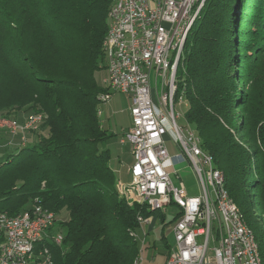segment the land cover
<instances>
[{"label": "trees", "instance_id": "1", "mask_svg": "<svg viewBox=\"0 0 264 264\" xmlns=\"http://www.w3.org/2000/svg\"><path fill=\"white\" fill-rule=\"evenodd\" d=\"M113 2L0 0V117L19 124L43 117L29 145L0 161V213H27L37 201L59 217L63 248L45 243L53 264H132L139 247L130 234L144 226L138 218L157 214L161 229L180 218L178 213L166 223L141 201L126 203L131 157L124 154L122 163L101 149L113 136L98 117L105 93L102 47ZM263 68L264 0H205L183 44L176 95L185 100L183 124L195 130L224 173L262 264ZM234 77L245 91L237 119L231 110ZM164 246L157 255L166 260L170 248Z\"/></svg>", "mask_w": 264, "mask_h": 264}, {"label": "built area", "instance_id": "2", "mask_svg": "<svg viewBox=\"0 0 264 264\" xmlns=\"http://www.w3.org/2000/svg\"><path fill=\"white\" fill-rule=\"evenodd\" d=\"M188 2L120 0L119 14H115L112 38L113 44H120L119 58L108 61V76L102 78V87L106 102L114 93L127 95L131 102V127L119 140L120 145L130 147V184L125 186V200L129 203L130 197H139L146 209L160 206L162 212L167 209L163 201H171V197L185 201V208L177 209V214L188 210V220L178 219L172 224L175 254L173 261L164 264H253L244 249L243 237L229 219L225 200L220 198L225 226H217V218L211 213L210 184H215L214 175L205 174L194 140L178 124L181 115L169 111L174 76L173 69L162 71V62L174 45ZM160 105L168 106V115L160 114ZM42 121V115L21 124L0 120V125H8V132L3 133L7 145L25 148L28 137L39 130ZM168 134L179 150L173 157L163 142ZM180 167L192 171L198 196H189L182 181L177 187L173 185L170 174L177 175ZM45 212L47 209L34 201L28 213H0V264H41L43 257L32 259L28 253L30 242L41 234L51 235L63 248L64 232L57 222L44 221ZM142 245L140 264H145Z\"/></svg>", "mask_w": 264, "mask_h": 264}, {"label": "bare ground", "instance_id": "3", "mask_svg": "<svg viewBox=\"0 0 264 264\" xmlns=\"http://www.w3.org/2000/svg\"><path fill=\"white\" fill-rule=\"evenodd\" d=\"M205 0H190L188 4H186L184 8V17L181 22L180 29L176 32V37L174 39V45H171L169 49V54L166 55L165 59L162 62V71H170L173 69L174 76V86H172V92H169V111H175L176 107H180L182 105L185 106V100L182 95L179 97L176 95V80L175 74L177 65L179 63L182 48L186 36L195 21L200 9L202 8ZM120 0H114L112 7L108 16V29L103 41V53L105 58L106 65V75L104 78L108 76V61H111L112 58H119L120 44H113V24L115 14H119ZM102 80V79H101ZM102 83V81H101ZM176 95V97H175ZM100 102H106L104 99V95L100 97ZM160 114L168 115V106L160 105ZM183 115H181V118ZM35 118H41V115H33L26 117L25 120H33ZM0 120L3 123H11V120H7L5 118H1ZM180 120V119H179ZM180 128L187 131V135L190 139H193L195 145L198 148L200 157L203 160V169L205 170V174H213L215 184H210V196H211V213L213 218H217V226H225V217L220 216L221 213V203L220 200H225L227 210L229 211V219L234 222V226H236V232L238 235L243 237L244 240V249L248 251L250 258L253 264H262L260 253L258 250V245L255 241L254 234L251 229L247 226L245 221L241 218L239 209L235 206L233 200L228 194V191L225 186V176L224 173L214 167V162L212 157L206 153L201 147V141L198 137L197 133L193 128L189 125L183 124L180 125ZM0 131L2 133L8 132V125H0ZM128 172V168H127ZM118 185H122L121 182ZM139 198V197H138ZM131 202H134L133 197H130ZM173 205L176 209L185 208V201L180 200V197H171V201H163V207ZM167 208V207H166ZM160 210V206H152V211ZM31 211V208L29 209ZM28 211V212H29ZM27 212V213H28ZM180 218L179 221H187L188 220V210H179ZM44 221H57V216L47 209V212L44 213ZM138 223L140 226L148 225L150 222L148 219L138 218ZM145 226V227H146ZM0 230H1V222H0ZM171 231V230H170ZM172 233V231H171ZM132 238L136 241L138 236L136 234H130ZM142 241V240H141ZM51 243L55 246H59L58 241L55 240L49 234H41L40 237L34 238L33 241L28 245V253L31 255L32 259H41L43 257L41 264H53V257L50 249L45 245V243ZM138 242V241H137ZM141 244V243H140ZM47 252H49V257H47ZM175 247L171 248L167 254V258L165 262H171L174 259ZM141 263V248L138 251V255L132 264H140Z\"/></svg>", "mask_w": 264, "mask_h": 264}, {"label": "rangeland", "instance_id": "4", "mask_svg": "<svg viewBox=\"0 0 264 264\" xmlns=\"http://www.w3.org/2000/svg\"><path fill=\"white\" fill-rule=\"evenodd\" d=\"M262 71L260 72L262 73ZM235 78L236 77H234L233 79L234 82L232 83L235 86L236 95L233 98H231V102H232L231 110L234 118L237 119L241 114L239 108H243L242 105L245 100L244 99L245 91L243 89L242 82L240 81V79L237 78L235 79ZM242 78L247 79L248 74H245L244 77ZM152 82H153V77H152ZM130 106H131V102L127 95L114 93L108 102L101 103L100 114L98 115L102 129L105 130L108 133V135H113L104 144L101 145V149L108 150L110 157L112 159H116L117 157H119L120 160H122V163H124V160L121 157H123L124 154H128L130 152V147L128 145H120L119 143L121 136L124 133H126V131L131 127V117L129 112ZM184 110H185L184 105L175 108V112H178L179 115H182ZM183 123H184L183 119L180 118V120H178V124L183 125ZM33 138H35L34 135L29 136V139H33ZM163 142L167 150V153L170 157H173L175 154L179 153L178 148L173 143L171 136L169 134L163 137ZM7 143L8 141L6 139V136L4 135V138L0 139V161L6 158L8 155H16L19 150V148H17L16 146H9L7 145ZM243 147L244 149H248V143H245L243 141ZM119 169H120V174L124 172V168H119ZM177 169L179 170L177 175H174L173 173L170 174V178L171 181L173 182V185L177 187L179 186V181H182L189 196H198L200 194L199 187L197 185V181L195 177L193 176L192 171L189 168H185V167H180ZM244 192L245 195L247 194L245 196L247 203L248 202L250 203L253 209L251 211L254 213L256 211V208L253 205L251 194L249 195V199H248L247 197L248 190L246 189ZM133 199L134 201L135 200L141 201L137 197H133ZM166 207L167 209L165 212H162L159 209L157 210V212L162 214L164 216V221L168 223L171 222V220H173V217L175 216L177 209L174 206H173L175 208L174 210L169 209L171 208V206H166ZM157 216H158L157 214H153L152 217L150 218L149 221L150 223L147 226L144 225L141 228V230L139 229V231L137 232V236H138L137 244L139 250L141 248V245L144 244L142 245V251L143 254L146 256V259H148L150 254L154 251L148 249L149 245L152 246L154 243L155 248L152 249H155L156 253L154 254L155 258L153 259L154 262L153 264H164L165 259L163 260L161 255H157V252L163 251L164 250L163 248H165L164 245H167V247H169L170 249L173 248L174 238L172 233L170 232L171 228L170 229L160 228ZM57 219L60 223V218L57 217ZM171 226L172 223H170L169 227ZM262 228L264 232V222L262 223ZM146 232H148L149 234L144 235L146 234Z\"/></svg>", "mask_w": 264, "mask_h": 264}, {"label": "crops", "instance_id": "5", "mask_svg": "<svg viewBox=\"0 0 264 264\" xmlns=\"http://www.w3.org/2000/svg\"><path fill=\"white\" fill-rule=\"evenodd\" d=\"M2 138H4V134L2 133V132H0V139H2ZM170 210H174L175 208H173V207H171V208H169ZM176 214H177V212H176ZM175 214V215H176ZM173 224V223H172ZM169 229L171 228V227H168ZM145 231H147V230H145ZM171 232V231H170ZM149 234V233H148ZM149 246H151V245H149ZM153 252H152V254H155L156 252H155V249H152V248H150ZM152 254H150V256H149V258L148 259H146V256L143 254V256H144V259H145V264H153L154 262H153V260H152V258H151V256H152Z\"/></svg>", "mask_w": 264, "mask_h": 264}]
</instances>
